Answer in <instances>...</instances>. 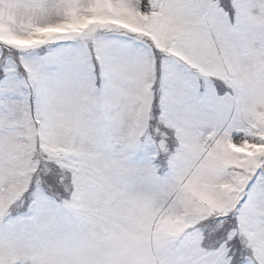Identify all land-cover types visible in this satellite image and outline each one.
<instances>
[{"label":"snow or ice","instance_id":"1","mask_svg":"<svg viewBox=\"0 0 264 264\" xmlns=\"http://www.w3.org/2000/svg\"><path fill=\"white\" fill-rule=\"evenodd\" d=\"M0 264H264V0H0Z\"/></svg>","mask_w":264,"mask_h":264}]
</instances>
